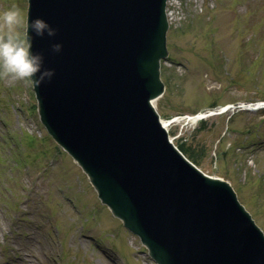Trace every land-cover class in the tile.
<instances>
[{
    "label": "water",
    "instance_id": "95a60500",
    "mask_svg": "<svg viewBox=\"0 0 264 264\" xmlns=\"http://www.w3.org/2000/svg\"><path fill=\"white\" fill-rule=\"evenodd\" d=\"M166 3L29 0L27 25L57 30L33 42L56 73L34 87L40 120L156 264H264V232L232 185L189 161L160 121Z\"/></svg>",
    "mask_w": 264,
    "mask_h": 264
},
{
    "label": "rangeland",
    "instance_id": "374dc122",
    "mask_svg": "<svg viewBox=\"0 0 264 264\" xmlns=\"http://www.w3.org/2000/svg\"><path fill=\"white\" fill-rule=\"evenodd\" d=\"M183 4L188 12L176 11L167 33L158 113L264 101V0ZM13 6L23 35L28 0H0V15ZM7 31L0 22V36ZM173 131L176 146L190 149L204 173L231 183L264 232V108L230 110ZM136 248L140 240L41 123L33 86L0 72V264H145Z\"/></svg>",
    "mask_w": 264,
    "mask_h": 264
},
{
    "label": "clouds",
    "instance_id": "9594fccd",
    "mask_svg": "<svg viewBox=\"0 0 264 264\" xmlns=\"http://www.w3.org/2000/svg\"><path fill=\"white\" fill-rule=\"evenodd\" d=\"M0 22L7 26L8 31L0 36V72L11 77L12 80L23 81L34 87H41L46 81H51L55 71L44 67V56L34 53L33 42L36 37L55 38L57 30L43 19H34L27 25V32L23 35L18 30L22 24L19 8L13 6L0 15ZM34 35H30L29 32ZM54 53H61L63 45H52Z\"/></svg>",
    "mask_w": 264,
    "mask_h": 264
},
{
    "label": "bare ground",
    "instance_id": "6f19581e",
    "mask_svg": "<svg viewBox=\"0 0 264 264\" xmlns=\"http://www.w3.org/2000/svg\"><path fill=\"white\" fill-rule=\"evenodd\" d=\"M169 18H170V15H169ZM247 106V105H246ZM243 110H251V111H257V110H260V108H258V107H253V108H251V107H249V108H245V109H243ZM188 121H191V122H193V123H195V118H191V120H188ZM184 122V120H183V118H179V117H177V118H172V119H162V123H163V125H164V127L167 129V131L169 132V128H170V126L172 125V124H177V123H183ZM249 212V211H248ZM250 213V212H249Z\"/></svg>",
    "mask_w": 264,
    "mask_h": 264
},
{
    "label": "trees",
    "instance_id": "16d2710c",
    "mask_svg": "<svg viewBox=\"0 0 264 264\" xmlns=\"http://www.w3.org/2000/svg\"><path fill=\"white\" fill-rule=\"evenodd\" d=\"M179 148L183 151V153L189 158L191 159L194 163H196L197 165H199V160L198 158L195 157V155L193 154V152L188 149L185 148L184 146H179Z\"/></svg>",
    "mask_w": 264,
    "mask_h": 264
}]
</instances>
